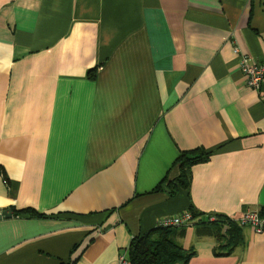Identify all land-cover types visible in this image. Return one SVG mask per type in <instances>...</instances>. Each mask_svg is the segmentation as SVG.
Returning <instances> with one entry per match:
<instances>
[{
  "label": "crops",
  "instance_id": "obj_1",
  "mask_svg": "<svg viewBox=\"0 0 264 264\" xmlns=\"http://www.w3.org/2000/svg\"><path fill=\"white\" fill-rule=\"evenodd\" d=\"M235 47L264 62V0H0V264H116L191 205L186 264H264V231L219 253L198 224L264 207V84Z\"/></svg>",
  "mask_w": 264,
  "mask_h": 264
},
{
  "label": "trees",
  "instance_id": "obj_2",
  "mask_svg": "<svg viewBox=\"0 0 264 264\" xmlns=\"http://www.w3.org/2000/svg\"><path fill=\"white\" fill-rule=\"evenodd\" d=\"M213 154L212 150L203 147L192 150L181 151L174 161L179 167V175L166 185H162L165 178L155 189L166 188L169 193L175 194L179 188H187L189 185L191 167L195 164L209 160ZM193 217L201 214L189 207ZM25 214L33 217H45V214L38 213L32 208H24L16 211L15 214ZM260 217L264 218V207L258 211ZM207 215L204 220H199L198 224L208 228L218 241V237L225 240L218 245L219 253H228L231 248L240 242V226L235 220L222 214H213L214 220H209ZM225 231L222 232V227ZM179 227H155L149 232L133 237L128 246V258L130 264H186L193 252L185 250L177 243L174 236Z\"/></svg>",
  "mask_w": 264,
  "mask_h": 264
},
{
  "label": "built area",
  "instance_id": "obj_3",
  "mask_svg": "<svg viewBox=\"0 0 264 264\" xmlns=\"http://www.w3.org/2000/svg\"><path fill=\"white\" fill-rule=\"evenodd\" d=\"M234 52L239 54L238 68L245 78L248 88L259 91L264 84V62H259L250 58L248 55L240 52L235 47ZM213 215L209 216V220H214ZM193 217L188 212H181L176 215H167L160 218L157 227H182L192 223ZM240 226H251L256 232L264 231V218L260 217L258 211L247 209L236 221ZM116 264H130L127 251L119 253Z\"/></svg>",
  "mask_w": 264,
  "mask_h": 264
},
{
  "label": "water",
  "instance_id": "obj_4",
  "mask_svg": "<svg viewBox=\"0 0 264 264\" xmlns=\"http://www.w3.org/2000/svg\"><path fill=\"white\" fill-rule=\"evenodd\" d=\"M11 216V211L9 209L3 210L0 213V218H8Z\"/></svg>",
  "mask_w": 264,
  "mask_h": 264
},
{
  "label": "rangeland",
  "instance_id": "obj_5",
  "mask_svg": "<svg viewBox=\"0 0 264 264\" xmlns=\"http://www.w3.org/2000/svg\"><path fill=\"white\" fill-rule=\"evenodd\" d=\"M224 231H225V226L222 227V232H224ZM223 241L225 242L224 239H222L221 237H218V243L219 244L223 243Z\"/></svg>",
  "mask_w": 264,
  "mask_h": 264
}]
</instances>
